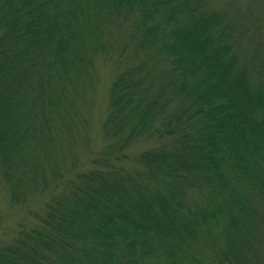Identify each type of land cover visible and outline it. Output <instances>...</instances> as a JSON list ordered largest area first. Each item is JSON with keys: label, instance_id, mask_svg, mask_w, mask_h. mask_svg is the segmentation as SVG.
Listing matches in <instances>:
<instances>
[{"label": "trees", "instance_id": "1", "mask_svg": "<svg viewBox=\"0 0 264 264\" xmlns=\"http://www.w3.org/2000/svg\"><path fill=\"white\" fill-rule=\"evenodd\" d=\"M248 33L218 0H0V173L12 204L44 203L0 264H264ZM101 54L119 68L94 150Z\"/></svg>", "mask_w": 264, "mask_h": 264}, {"label": "rangeland", "instance_id": "2", "mask_svg": "<svg viewBox=\"0 0 264 264\" xmlns=\"http://www.w3.org/2000/svg\"><path fill=\"white\" fill-rule=\"evenodd\" d=\"M232 8L239 14L248 28V35L243 38L242 46L245 54L250 55L251 51L257 48L264 50V0H218ZM123 39L124 36H121ZM123 66V65H121ZM119 64L115 57L101 54L96 59V72L98 87L96 92L95 106L92 112L91 134L93 149L101 150L105 143L102 124L109 110V89L113 77L117 73ZM155 144L153 139L140 138L129 148L130 156L138 155L144 149ZM34 212H44V203L37 202L31 206L28 204L14 205L10 201V194L0 173V240L11 241L16 235L20 224L32 227L38 222Z\"/></svg>", "mask_w": 264, "mask_h": 264}]
</instances>
